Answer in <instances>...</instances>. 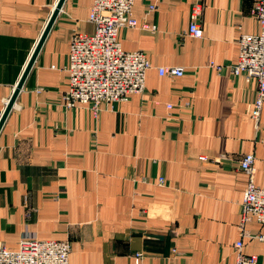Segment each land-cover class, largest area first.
<instances>
[{
  "label": "crops",
  "instance_id": "obj_1",
  "mask_svg": "<svg viewBox=\"0 0 264 264\" xmlns=\"http://www.w3.org/2000/svg\"><path fill=\"white\" fill-rule=\"evenodd\" d=\"M92 1H64L0 129V243L67 241V264H234L242 227L264 264V226L241 222L238 169L252 153L263 183L264 100L254 119L257 82L232 72L240 35L260 31L256 0H134L137 25L118 39L151 68L141 92L97 117L64 100ZM57 2L0 0V118ZM196 2L201 37L187 34ZM166 66L184 74L158 75Z\"/></svg>",
  "mask_w": 264,
  "mask_h": 264
},
{
  "label": "built area",
  "instance_id": "obj_2",
  "mask_svg": "<svg viewBox=\"0 0 264 264\" xmlns=\"http://www.w3.org/2000/svg\"><path fill=\"white\" fill-rule=\"evenodd\" d=\"M134 0H93L88 20L94 25L91 33L77 32L69 43L67 89L64 93L66 106H82L97 117L102 106L126 101L145 86L146 72L151 63L141 50L122 49L118 36L123 28L134 27L137 21L132 14ZM155 4L149 5L153 10ZM202 3L192 5L187 34L202 36L199 17ZM251 13L260 24L257 34H241L238 39V58L232 66L233 74H244L257 82V100L254 104V119H258L264 100V0H256ZM145 27V26H144ZM158 75L170 78L184 74L182 67H159ZM167 105V108H171ZM252 153L242 156L238 169L248 176L241 201V222L255 220L264 226V179L257 185L254 181ZM162 180V179H161ZM241 239L234 244V264H258L255 254L243 250L244 237H251L242 227ZM263 244L264 233L255 236ZM70 244L60 240L24 239L17 249L0 243V264H67Z\"/></svg>",
  "mask_w": 264,
  "mask_h": 264
},
{
  "label": "water",
  "instance_id": "obj_3",
  "mask_svg": "<svg viewBox=\"0 0 264 264\" xmlns=\"http://www.w3.org/2000/svg\"><path fill=\"white\" fill-rule=\"evenodd\" d=\"M64 1L65 0H58L56 6L54 7V10H53V12H52V14H51V16H50L45 28H44L42 36L39 39V41H38V43H37L32 55H31V57L29 59V62L27 64V66H26V68H25V70H24V72H23V74H22V76H21V78H20V80H19V82H18L13 94H12V96L10 97L9 101L7 102L6 108H5L3 114H2V116L0 118V129H1L3 123H4L5 119H6L9 111L11 110L12 106L14 105L15 100L17 98V95H18L19 91L21 90V88L23 86V83H24V81H25V79L27 77V74H28V72H29V70H30V68H31V66H32V64H33V62H34V60H35V58H36L41 46H42V44H43V41H44L45 37L47 36L49 30L51 29V27L53 25V22L55 21V19H56L58 13H59Z\"/></svg>",
  "mask_w": 264,
  "mask_h": 264
}]
</instances>
